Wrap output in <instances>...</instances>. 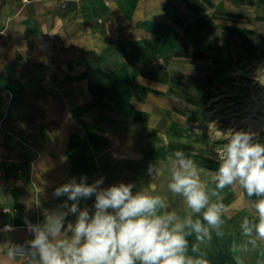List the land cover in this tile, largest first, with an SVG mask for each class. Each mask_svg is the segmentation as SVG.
<instances>
[{"label":"crops","instance_id":"obj_1","mask_svg":"<svg viewBox=\"0 0 264 264\" xmlns=\"http://www.w3.org/2000/svg\"><path fill=\"white\" fill-rule=\"evenodd\" d=\"M112 41L126 50L111 53ZM244 53L264 62V0H0V264H29L9 258L7 244L32 239L26 222L62 205L67 197L54 191L73 179L133 183L134 193L149 190L182 212V197L167 188V157L183 151L206 181L218 160L190 143L167 92L192 61ZM222 197L224 237L201 245L209 264L264 261V246L231 251L257 198L238 187ZM94 200L80 207L92 210Z\"/></svg>","mask_w":264,"mask_h":264},{"label":"clouds","instance_id":"obj_2","mask_svg":"<svg viewBox=\"0 0 264 264\" xmlns=\"http://www.w3.org/2000/svg\"><path fill=\"white\" fill-rule=\"evenodd\" d=\"M225 139L217 148L218 168L211 181L202 179L206 170L183 151L167 157V188L182 197V212L169 210L166 198L149 190L134 193L133 183L101 188L103 177L93 184L86 177L79 183L73 179L54 191V196L67 200L46 210L42 222H26L33 238L24 244L9 242L7 256L26 257L29 264H209L201 245L210 242L213 233L224 237L228 209L222 193L229 187L257 198L251 204L252 215L240 221L241 243L234 242L231 251L264 246V143L245 130L230 129ZM160 168V162L150 163L147 174L159 175ZM92 196V210L81 208L80 201ZM13 230L11 225L3 229ZM235 259L244 264L240 255Z\"/></svg>","mask_w":264,"mask_h":264},{"label":"rangeland","instance_id":"obj_3","mask_svg":"<svg viewBox=\"0 0 264 264\" xmlns=\"http://www.w3.org/2000/svg\"><path fill=\"white\" fill-rule=\"evenodd\" d=\"M118 42L106 48L111 53L117 48L126 50ZM201 60L206 62L192 61L191 70L181 72L182 80L172 83L175 90L167 93L190 143H201L218 160L217 148L226 142L230 129L256 133L257 140L264 138V62L247 53L221 61Z\"/></svg>","mask_w":264,"mask_h":264},{"label":"built area","instance_id":"obj_4","mask_svg":"<svg viewBox=\"0 0 264 264\" xmlns=\"http://www.w3.org/2000/svg\"><path fill=\"white\" fill-rule=\"evenodd\" d=\"M2 95V91H0V96Z\"/></svg>","mask_w":264,"mask_h":264}]
</instances>
